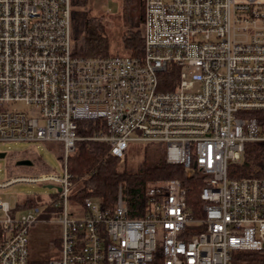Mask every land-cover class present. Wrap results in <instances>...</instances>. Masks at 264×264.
I'll return each instance as SVG.
<instances>
[{
	"label": "built area",
	"instance_id": "1",
	"mask_svg": "<svg viewBox=\"0 0 264 264\" xmlns=\"http://www.w3.org/2000/svg\"><path fill=\"white\" fill-rule=\"evenodd\" d=\"M71 9L0 0V142L63 143L61 174L0 182L61 187L24 213L0 197V264H29L30 228L56 216L49 264H264V163L230 175L248 142L264 143L254 114L264 110V0H144L140 55H74ZM100 118L107 131L78 135L79 120ZM80 139L107 141L117 156L131 141L163 143L168 163L203 181L201 204L180 179L156 178L144 216L129 215L121 191L113 210L92 197L70 209L68 159Z\"/></svg>",
	"mask_w": 264,
	"mask_h": 264
},
{
	"label": "trees",
	"instance_id": "2",
	"mask_svg": "<svg viewBox=\"0 0 264 264\" xmlns=\"http://www.w3.org/2000/svg\"><path fill=\"white\" fill-rule=\"evenodd\" d=\"M129 3H134L129 8ZM73 54L78 56L110 55V41L105 31V17L93 14L90 0H71ZM122 14L125 29L122 33L124 46L135 55L143 52L144 0H122ZM264 126V110L254 113ZM107 131L104 119H81L78 121L79 136L91 137ZM48 145L58 151L62 158L63 143L47 141ZM107 141L80 139L76 142L75 151L69 156L68 167L73 181L70 194L71 202L82 204L86 198L98 199L105 209L113 210L118 202L120 191L132 217L144 216L149 208L146 195V182L156 178H178L188 189L190 204H201L200 191L203 181L199 176L189 178L181 164H171L166 160V149L163 143H147L144 155L139 164L132 166L127 162V151L122 156L110 152ZM264 143L248 142L241 163L230 168L232 177L251 174L257 167L263 169ZM25 158V157H23ZM36 160H41L37 158ZM34 164V162H33ZM30 165V166H33ZM39 197L27 196L19 202L13 212L39 202ZM49 208L43 217L52 214ZM1 237V231H0ZM60 247V239L53 240ZM241 254L252 256L255 251H241ZM51 257L37 258L29 248V264H49ZM237 263H258L255 257L236 260Z\"/></svg>",
	"mask_w": 264,
	"mask_h": 264
},
{
	"label": "rangeland",
	"instance_id": "3",
	"mask_svg": "<svg viewBox=\"0 0 264 264\" xmlns=\"http://www.w3.org/2000/svg\"><path fill=\"white\" fill-rule=\"evenodd\" d=\"M134 3H129L133 8ZM93 14L105 17V31L110 41V52L112 54L126 55L129 53L122 41V33L125 29L123 18L122 0H90ZM147 143L131 141L127 149V162L135 166L142 160ZM0 152H6L5 157L0 156V182L16 176H36L41 172L51 171L61 174L63 172V161L58 151L51 148L46 142L37 141H8L0 142ZM30 158L33 166L18 165L19 158ZM37 158L41 160H36ZM56 193L54 188H48L43 182H15L0 189V197L8 201L12 207L21 202L27 196H38L42 201L50 200ZM70 209H77L75 203L69 202ZM20 212H26L21 209ZM59 216L51 220L39 221L32 225L29 232L30 244L33 255L37 258L53 257L58 255L59 248L54 239L59 238L62 233V224L58 221Z\"/></svg>",
	"mask_w": 264,
	"mask_h": 264
},
{
	"label": "water",
	"instance_id": "4",
	"mask_svg": "<svg viewBox=\"0 0 264 264\" xmlns=\"http://www.w3.org/2000/svg\"><path fill=\"white\" fill-rule=\"evenodd\" d=\"M0 156L1 157H5L6 156V152H0ZM16 163L18 165H26V166H30L33 164V160L30 158H19L16 160ZM46 187L48 188H56L58 191L61 190L60 186H55L54 184H45Z\"/></svg>",
	"mask_w": 264,
	"mask_h": 264
}]
</instances>
